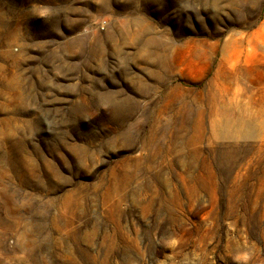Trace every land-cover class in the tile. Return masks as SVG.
<instances>
[{
    "label": "rangeland",
    "instance_id": "rangeland-1",
    "mask_svg": "<svg viewBox=\"0 0 264 264\" xmlns=\"http://www.w3.org/2000/svg\"><path fill=\"white\" fill-rule=\"evenodd\" d=\"M0 264H264V0H0Z\"/></svg>",
    "mask_w": 264,
    "mask_h": 264
}]
</instances>
